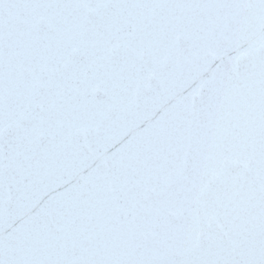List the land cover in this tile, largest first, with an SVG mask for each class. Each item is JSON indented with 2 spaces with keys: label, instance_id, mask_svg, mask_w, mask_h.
Wrapping results in <instances>:
<instances>
[{
  "label": "snow or ice",
  "instance_id": "1",
  "mask_svg": "<svg viewBox=\"0 0 264 264\" xmlns=\"http://www.w3.org/2000/svg\"><path fill=\"white\" fill-rule=\"evenodd\" d=\"M0 264H264V0H0Z\"/></svg>",
  "mask_w": 264,
  "mask_h": 264
}]
</instances>
